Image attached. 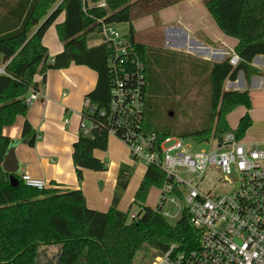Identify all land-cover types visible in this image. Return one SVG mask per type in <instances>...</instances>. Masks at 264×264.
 Instances as JSON below:
<instances>
[{
    "label": "trees",
    "instance_id": "trees-1",
    "mask_svg": "<svg viewBox=\"0 0 264 264\" xmlns=\"http://www.w3.org/2000/svg\"><path fill=\"white\" fill-rule=\"evenodd\" d=\"M100 1L90 0L92 6L84 10L82 0H0V56L5 63V73L0 75V163L14 144L3 130L18 117L26 116V100L31 92H37L36 75L43 83L50 70L85 66L98 77L95 89L86 97L100 110L107 109L110 51L105 45L88 48L86 38L103 25L125 26L126 37L145 66L143 126L159 141L179 137L201 144L212 139L220 141L229 132L243 138L252 125L248 114L241 117L234 130L229 128L227 116L238 108L249 110L250 97L247 92L225 91L224 85L235 81L240 72L246 79L257 73L251 63L264 56V0H202L218 29L238 42L235 55L239 63L235 67L229 59L208 63L174 53L162 57L160 49L136 43L134 20L181 0H104L106 9L96 7ZM60 15L63 21L55 30L63 51L48 61L42 39ZM179 77L204 81L208 86L205 110L195 118L178 112L185 107L181 103L169 117L170 100L179 97L173 90ZM179 114L184 120L178 118ZM191 120L196 123L189 125ZM93 121L99 127L89 136L78 134L72 147L79 182L82 170H107L105 162L95 156L107 150V121L98 115L93 116ZM37 139L25 121L20 141L33 147ZM131 177L132 169L120 165L111 205L101 213L86 206L81 190L53 186L38 191L26 187L18 177L12 185L10 176L0 167V264H40L41 249L53 246L59 249L55 264H133L136 253L144 246L158 253L165 252L171 244L180 251L195 249L199 234L186 214L171 225L145 206L149 190L164 183L158 168H146L132 201L138 213L128 221L129 212H121L118 206Z\"/></svg>",
    "mask_w": 264,
    "mask_h": 264
},
{
    "label": "built area",
    "instance_id": "built-area-1",
    "mask_svg": "<svg viewBox=\"0 0 264 264\" xmlns=\"http://www.w3.org/2000/svg\"><path fill=\"white\" fill-rule=\"evenodd\" d=\"M82 3L84 10L92 6L90 0ZM96 7L107 8L104 0ZM94 34L110 51V100L107 109L100 110L84 98L79 134L89 136L99 127L93 116L106 119L108 136L126 148L134 163L163 173L164 183L158 188L153 212L166 221L177 222L186 214L199 234L195 249L180 251L171 244L151 264H264V144H248L233 132L220 141L212 139L201 144L188 139L193 145L179 137L159 141L143 126V62L117 27L103 25ZM228 59L233 67L239 63L235 54ZM4 68H0V75L5 73ZM38 98L37 92H31L26 102L30 105ZM183 174L193 178L184 179ZM233 174L237 176L236 186L223 195H216L213 182L205 181L208 175H217V182L230 183ZM19 180L38 191L48 188L45 182L28 175H21ZM134 218L131 215L128 221Z\"/></svg>",
    "mask_w": 264,
    "mask_h": 264
},
{
    "label": "crops",
    "instance_id": "crops-1",
    "mask_svg": "<svg viewBox=\"0 0 264 264\" xmlns=\"http://www.w3.org/2000/svg\"><path fill=\"white\" fill-rule=\"evenodd\" d=\"M62 21L63 15H60L42 39V44L49 53L48 61L63 51V45L55 30L56 25ZM132 29L136 43L142 37L145 43L140 44L160 49L164 52L162 57L174 53L208 63H221L235 54L238 44L236 39L224 35L218 29L202 0H181L171 7L134 20ZM86 38L88 48L101 44L96 34H90ZM158 59L157 55L154 60L156 64ZM251 66L257 71L255 75L246 79L240 72L236 80L227 81L224 88L225 91L248 93L251 108L246 113L252 125L243 136V141L263 145L264 56L254 58ZM4 67L3 58L0 57V68ZM97 79L94 71L81 65L50 70L43 83L41 76L36 75L34 81L38 86V100L28 106L25 117H18L12 126L4 128L3 134L14 142L10 147H14V157L19 164V171L13 174L15 179L28 175L32 179L45 182L48 187L81 190L90 210L105 213L111 205L120 165L131 167L113 153L112 147L118 145L126 148L115 137H109L106 152L95 153L100 161L105 162L106 172L82 170L80 182L72 162V147L79 134L76 135L75 128L78 129V125L76 126L75 119L77 122L83 100L95 89ZM238 111L237 121L235 118L230 119L234 112L227 116L228 126L232 130L237 127L246 110L239 108ZM25 121L38 136L33 147L20 141ZM108 158L110 159L107 163ZM126 159H130L129 155H126ZM0 167L2 169V162ZM137 189L131 188L129 183L123 202L128 198L132 203ZM121 205L122 202L118 209L124 212Z\"/></svg>",
    "mask_w": 264,
    "mask_h": 264
},
{
    "label": "rangeland",
    "instance_id": "rangeland-1",
    "mask_svg": "<svg viewBox=\"0 0 264 264\" xmlns=\"http://www.w3.org/2000/svg\"><path fill=\"white\" fill-rule=\"evenodd\" d=\"M126 34H127V29H124L121 31V35H126ZM137 42L138 43H145L144 39L142 37H139L137 39ZM48 54L49 53L47 51V55ZM174 86L175 87L173 90L175 93H177L179 95V97L176 100H173V99L170 100L171 105H169V106H170V108H171L170 110L172 112H170L169 117H172L174 115L173 112L176 109L175 106L177 103H179V104L181 103L183 106L185 105V107L182 109H179L178 112H180L181 114L182 113L188 114L189 117L192 116V118H195V114H200L201 112H204V110H205L204 108H205L206 102H207V94H208V86H207L206 82L198 81V80L192 81V80L188 79V77H185V78L179 77L175 80ZM224 90H225V88H224ZM238 110H239V108L236 109L235 111H233L234 113L231 114L230 119L235 118V120L237 121V116L239 114ZM247 111L248 110L245 111V114ZM178 118L180 120H184L183 118H181L180 114H179ZM78 120L79 119H77V122H76V119H75L76 126L78 125ZM177 120L178 119L175 118V121H177ZM195 123H196L195 120H191V121H189L188 124L194 125ZM181 124L183 126V123H181ZM182 126H180V127L182 128ZM75 131H76V135H77L79 133L77 127L75 128ZM185 143L193 145V142L191 140H188V139L185 140ZM112 150H113V153L117 155V157L122 158L124 161L127 162V164L131 165V167H130L132 169V177L130 180L131 188L135 187V189H137L139 183L142 180V177L145 173L146 168L144 166H142L141 164L134 163L131 159H126V155L128 157L127 151H126V149L122 148L121 146L114 145L112 147ZM109 159L110 158H108L106 160L107 163H108ZM181 176H182V178L187 179V180H190L193 178L192 175H188V174H183ZM207 180H210L215 185L214 191H215L216 195H223V194H226L229 191H231L233 188H235L237 176H236V174H233L232 176H230L229 177L230 183H224L223 180H220V182H217L219 180V177L217 175H211V176L208 175L205 181H207ZM195 182H198V179H196ZM208 185H211V184H208ZM158 195H159L158 188L152 187L146 196L145 206L147 208L154 209ZM121 202H122V205L120 206L121 209L124 212H126V211L129 212L128 213V220L131 217V215H136L138 213L137 206L132 205V203L129 202L128 198L124 202H123V198H122ZM167 222L171 225H174L177 222V220L167 221ZM58 251H59V249L56 246L43 247L40 251V257H39L40 264H55L57 259H58ZM158 256H159L158 252L153 251V250L147 248L146 246H144L143 248L138 250V252L136 253L134 260H133V264H151V262H153V260Z\"/></svg>",
    "mask_w": 264,
    "mask_h": 264
},
{
    "label": "water",
    "instance_id": "water-1",
    "mask_svg": "<svg viewBox=\"0 0 264 264\" xmlns=\"http://www.w3.org/2000/svg\"><path fill=\"white\" fill-rule=\"evenodd\" d=\"M117 29L122 31L125 29V26L118 27ZM2 169L10 176L11 184L15 185L16 179L13 177V174L19 171V164L14 157V147L8 148L2 161Z\"/></svg>",
    "mask_w": 264,
    "mask_h": 264
}]
</instances>
